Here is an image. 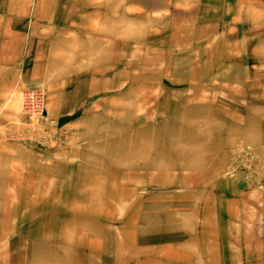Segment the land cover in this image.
I'll return each mask as SVG.
<instances>
[{
  "label": "rangeland",
  "instance_id": "obj_1",
  "mask_svg": "<svg viewBox=\"0 0 264 264\" xmlns=\"http://www.w3.org/2000/svg\"><path fill=\"white\" fill-rule=\"evenodd\" d=\"M68 2L1 107L0 264H264V142L227 132L264 123V0Z\"/></svg>",
  "mask_w": 264,
  "mask_h": 264
},
{
  "label": "crops",
  "instance_id": "obj_2",
  "mask_svg": "<svg viewBox=\"0 0 264 264\" xmlns=\"http://www.w3.org/2000/svg\"><path fill=\"white\" fill-rule=\"evenodd\" d=\"M68 1L0 0V112L2 104L8 99L10 100L18 83L29 84L44 80L46 75L34 72L35 67L43 69L40 63L47 60L43 54L46 50L43 47L40 49L39 45L43 46L44 37L50 35V21L54 25H64L62 28H65V13L76 11V4ZM72 1L76 2V0ZM30 15H33V18H30ZM43 18H46L47 21ZM81 30V24L77 27L74 25V31L70 34L73 39L72 44L76 46V53L79 56L83 44ZM58 37H61L60 34L55 33L53 39ZM87 37L90 39L88 43L93 44L94 36L92 34L85 35V38ZM63 38L66 36L60 39L64 40ZM36 39H42V43ZM38 48L40 50L37 51ZM36 51L40 54H35ZM42 55L44 59L37 60ZM227 132L234 133L232 136L234 141L245 140L244 135L249 132L250 141H255L256 145L263 146L264 139H260V135L264 138V123H259L258 120L234 121L227 127ZM252 135L256 140L251 138Z\"/></svg>",
  "mask_w": 264,
  "mask_h": 264
}]
</instances>
